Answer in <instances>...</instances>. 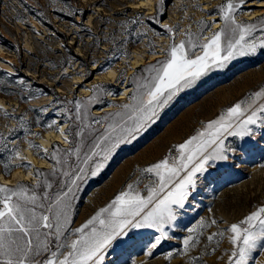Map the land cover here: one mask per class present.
<instances>
[{
	"label": "rangeland",
	"instance_id": "rangeland-1",
	"mask_svg": "<svg viewBox=\"0 0 264 264\" xmlns=\"http://www.w3.org/2000/svg\"><path fill=\"white\" fill-rule=\"evenodd\" d=\"M224 3L226 0H0V172L9 176L13 170H32L28 178L16 183L0 180V185L23 183L34 188L45 178L35 175L38 169L53 183L54 194L65 178L59 171L51 175L55 161L45 157L43 150H67L79 143L81 138L74 135L81 125L76 120V103L82 105V119L87 112L89 123L122 110L119 106L128 103L136 90L134 77L146 75L145 67L163 60L173 40L179 43L191 32L203 42L223 27L219 6ZM236 19L257 25L249 39L264 37V0H245ZM201 21L207 25L202 32ZM195 52L199 54V48ZM137 56L142 63L132 67L131 59ZM108 69L115 71L114 77ZM262 87L264 49L258 48L255 55L238 57L179 93L137 140L117 151L98 176L80 182L70 231L105 207L128 183L140 179L142 188L152 177L142 175L140 169L169 150L175 154L174 145ZM261 102L264 99L257 101ZM103 106L107 108L95 111ZM52 122L58 127L63 124L65 133L73 132L68 141L64 137L49 139L55 131L48 127ZM93 127L103 131L101 125ZM257 132L255 138H246L251 145L248 152L238 150L227 164L218 165L207 179L198 181L195 198L190 197L176 226L169 230L171 238L162 241L151 256L146 254L147 246L158 233L140 229L136 231L142 242L110 250L105 264H228L233 246L226 230L264 207V129ZM85 137L90 143L87 132ZM43 139L48 145L42 144ZM226 143L242 142L229 138ZM36 157H44L47 163L37 165L32 162ZM69 162L75 166L74 155ZM5 163L11 165L10 174H5ZM21 164L28 167H19ZM201 219L217 223L192 233L199 243L184 253L187 229ZM218 231H224V237L209 242L208 236ZM249 264H264V251L254 252Z\"/></svg>",
	"mask_w": 264,
	"mask_h": 264
},
{
	"label": "snow or ice",
	"instance_id": "snow-or-ice-1",
	"mask_svg": "<svg viewBox=\"0 0 264 264\" xmlns=\"http://www.w3.org/2000/svg\"><path fill=\"white\" fill-rule=\"evenodd\" d=\"M244 2L226 0L221 4L219 13L223 27L204 37L203 42L200 35L191 32H186V39L179 43L173 40L163 60L145 67L142 71L146 75L134 77L136 90L128 103L119 106L122 110L89 123L87 112L82 119V105L76 103V120L81 121V125L74 135L81 138L79 143L67 150L55 148L51 153L43 150L45 157L55 161L51 175L56 176L59 171L65 178L59 182L58 190L53 194V183L38 169L35 175L45 178L34 188L23 183L15 187L0 185V264H105L110 250L142 242L136 230L153 229L158 233L148 243V256L162 241L171 238L169 230L176 226L190 197L195 198L193 193L197 192L198 181L207 179L210 170L218 165L227 164L238 150L248 152L251 145L246 138H255L257 130L264 129V102L257 103L264 99V87L249 99L222 110L195 134L174 145L175 154L169 150L163 158L140 169L142 175L152 177L142 188L140 179L128 183L105 207L70 231L73 201L80 182L98 176L117 151L137 140L179 93L193 87L212 70L222 69L238 57L253 56L258 48L264 49V37L249 39L257 25L236 19ZM261 24L264 25V21ZM199 26L201 32L207 27L203 21ZM197 48L199 54L195 52ZM93 124L101 125L103 131ZM48 127L54 128L66 141L73 135L71 130L65 133L55 126V122ZM85 132L92 138L90 143ZM229 138L242 143H226ZM29 144L39 149L38 145ZM73 155L74 167L69 162ZM4 171L10 174L11 165L5 163ZM41 188L43 191L38 193L37 189ZM216 223L215 219L210 224L201 219L188 228L189 235L182 242L184 253L199 243L192 233ZM226 231L230 233L228 239L233 246L228 264H249L254 252L264 251V207L231 224ZM69 235L76 238L69 240ZM224 235V231H218L207 239L211 242L214 237L222 239ZM219 242L217 240V246Z\"/></svg>",
	"mask_w": 264,
	"mask_h": 264
},
{
	"label": "bare ground",
	"instance_id": "bare-ground-1",
	"mask_svg": "<svg viewBox=\"0 0 264 264\" xmlns=\"http://www.w3.org/2000/svg\"><path fill=\"white\" fill-rule=\"evenodd\" d=\"M211 17V16H210ZM252 17V16H251ZM213 25L216 26L218 25V21H214ZM141 57L137 56L135 58L131 59V66H137L139 65L141 62ZM131 69V68H130ZM109 70V69H108ZM111 76L114 77L115 75V71L110 69L108 72ZM107 74V73H106ZM108 76V75H107ZM129 88V87H128ZM124 94V93H123ZM107 108V106H103L102 108H97L95 109V111H101V109H105ZM64 125L61 124L60 128H63ZM63 136H61L57 131H53L50 133V137L49 139H51L52 141L54 140H62ZM48 140L43 139L42 140V144L43 145H48L47 143ZM63 143H66V141L63 140ZM28 160V159H27ZM30 160V159H29ZM31 162V161H30ZM32 162H36L37 165H45L47 162L45 161L44 158H33ZM28 176H32V170L31 168L27 169V170H13L12 173L9 176H4L1 172H0V180L4 183H16L17 181L21 180V179H25L28 178ZM119 253V252H118ZM117 253V254H118Z\"/></svg>",
	"mask_w": 264,
	"mask_h": 264
}]
</instances>
